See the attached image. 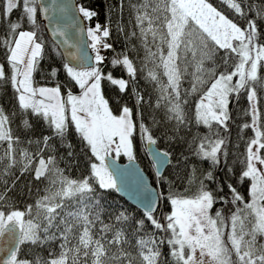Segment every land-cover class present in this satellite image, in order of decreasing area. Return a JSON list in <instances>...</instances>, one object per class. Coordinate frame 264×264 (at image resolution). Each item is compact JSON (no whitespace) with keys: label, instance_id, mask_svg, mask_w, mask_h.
Here are the masks:
<instances>
[{"label":"snow or ice","instance_id":"6c2138e0","mask_svg":"<svg viewBox=\"0 0 264 264\" xmlns=\"http://www.w3.org/2000/svg\"><path fill=\"white\" fill-rule=\"evenodd\" d=\"M122 3L120 0L121 11ZM220 5L224 10L210 0H142L132 5L146 51L144 61L156 63L158 60L157 67L162 66L167 77V83H163L154 70L147 72L146 78L155 83L159 93L155 104L151 105V100L146 101L139 89L133 59L126 50L116 52L107 42L112 33L110 25L99 22L86 29L94 57H87L76 45H73L76 51L67 52L65 57L56 46L64 59L62 67L68 82L78 86L80 94L74 95L69 88L65 96L64 85L59 83L52 87L36 86L33 74L39 70L46 44L38 18L43 14L51 23L53 17L49 13H66L68 5H57L56 0H52L51 5H45L43 0H0V30L3 31L0 84L11 85L15 100L10 108L0 104V145H7L0 154V264H264V117L258 107V90H264L261 75L264 43H260L264 37V0L258 3L220 0ZM14 11L19 12L15 20L11 19ZM76 11L83 20L98 15L83 5L77 6ZM22 22L30 27L24 29ZM79 31L84 29L79 28ZM149 34L156 46L155 52L148 45ZM52 35L63 37V43L69 44L66 27L59 23ZM135 35L132 32L126 39ZM102 50L115 53L111 65L113 68L122 66L127 79L103 72L100 65L106 57L101 54ZM219 50H224L225 70L217 74L216 68L204 65L206 61L214 64ZM188 54L196 61L195 72L191 88L182 95L181 83L187 67L182 70L178 61L186 60ZM232 54L237 62L228 71ZM89 59L93 62L88 63ZM57 71L52 68L51 76L55 77ZM205 73L212 79L196 102L194 120L196 125L208 128L209 133L192 138L191 154L209 162L212 169H226L224 176L217 177L209 170L191 197L172 192L165 195L145 186L141 191L147 195L138 198L142 209L140 218L119 206L107 204L103 193L110 190L119 193L122 187L115 162L109 163L106 157L112 152L119 157L123 152L130 162L134 160L133 136L137 131L157 162L156 175L162 183L166 179L161 168L171 163V154L152 150L157 139L145 123V104L164 109V119L172 122V128L164 125L163 135L175 139L176 133L191 122L185 113L188 101L184 97L201 92V86L208 83L202 78ZM104 80L118 86L121 93L129 94L130 89L133 106L124 104L120 115H114L102 89ZM242 93L249 104L245 115L251 116V123L242 124L240 131L250 128L254 135L246 141L239 181L250 179L251 200L243 209L237 207L228 218L220 210L213 216L210 214L213 206L218 202L229 203L228 195L232 204L244 201L229 182L232 177L228 173L233 171L228 164L229 141L226 135H221V132H229L231 99L239 98ZM134 109L138 120L133 119ZM69 115L86 154H91L88 174L79 179L66 176L57 162L61 147L67 149L70 160L74 159L71 141L64 143L69 131ZM14 121L25 136L34 131L39 121L47 125L48 132L28 140V144L35 146L33 151L21 149L17 147L21 136L13 132ZM159 123L153 117V124ZM214 125L216 131H212ZM179 164L177 161V166ZM25 174H30L37 183L46 181L47 185L43 195L21 210L10 202L9 194L15 191ZM213 183L216 187L210 188ZM225 187L228 194L222 195ZM163 200L169 202L171 211L158 218L155 213ZM163 245L168 247L170 259L163 258ZM32 246L47 251V257H22V248Z\"/></svg>","mask_w":264,"mask_h":264},{"label":"trees","instance_id":"16d2710c","mask_svg":"<svg viewBox=\"0 0 264 264\" xmlns=\"http://www.w3.org/2000/svg\"><path fill=\"white\" fill-rule=\"evenodd\" d=\"M77 6L83 5L90 10H93L98 13L96 17H93L91 20H84L86 27H95L96 23L99 22L101 25H110L112 33L108 38L107 42L113 45L116 52L127 51L130 55V58L133 59L134 64L137 68V82L139 89L142 94L145 95V100H151V105L155 104L156 98L158 96V91L156 85L153 81L147 79V72L149 70H154L159 76L160 80L163 83H167V80H164L165 75L164 69L162 66L157 67L158 60L156 63L151 61H144L146 55L144 43L140 37V29L136 26V12L132 8V5H138L142 0H123L122 11L120 9V0H75ZM214 6L218 8L223 7L220 5V0H210ZM259 2V0H255ZM225 14L229 13L225 11ZM19 16V12L14 11L12 13L11 19L15 20ZM231 18V16H230ZM39 19V18H38ZM41 23V21L39 20ZM23 28L27 29L28 26L26 23H23ZM145 27L147 25L145 24ZM42 32L41 35L45 40V53L44 58L41 60L39 65V70L33 74V80L36 86H55L57 83L64 85L62 88V93L66 96L67 90L71 88L73 94L79 93V87L75 86L73 83L68 82V77L66 72L63 70L62 64L64 60L60 54H58L57 47L48 37L42 23H41ZM122 28L123 31H118ZM135 32L136 35L130 39H126L127 36H131V33ZM3 35V31L0 30V36ZM89 42V39H88ZM147 42L149 47L153 52L156 51V46L152 43V36L149 34L147 37ZM90 43V42H89ZM159 43V39H157ZM260 43H264V37L261 38ZM164 53H167V46L164 45ZM60 53V52H59ZM102 55L106 57L103 64L100 67L103 69L105 74L111 72L114 78L123 77L127 79V73L122 66H117L113 68L111 65V60L115 53L112 50H102ZM224 56V50H219L215 56V63L206 61L205 68H216L217 74L220 71H224L222 58ZM199 57H197L198 59ZM0 62H3V56L0 54ZM237 62V57L235 54H232L228 60V71L232 70V66ZM195 63L191 57V54H188L187 59L183 61V69L187 67L182 83H181V93L183 95L185 90L191 88L193 82L192 73L195 72ZM58 69L55 77L51 76V69ZM261 75L264 76V72H261ZM204 80H211L212 78L205 73L202 77ZM236 78H234L235 80ZM202 90L196 94H189L185 99L188 103L184 106L185 113L191 121L186 127L181 131L176 133L175 139H169L163 135L165 130L164 125L168 129L172 128V122L166 121L164 119V109H156L149 104H145L144 107V120L148 124L153 132V135L157 139L156 147L162 151H167L171 154V163H169L163 171V176L166 179L161 182L160 178L155 174L154 167L152 162L149 160V157L145 151L144 142L140 139L139 132L137 131L133 136L134 144V157L135 160L139 163L141 168L149 175L151 182L157 187L159 192H163L167 195L169 192L174 194L191 197L194 196L199 188V181L203 178L204 174L209 170H213L214 174L217 177H223L224 170L212 169V166L207 161H201L199 158L191 154L192 148V138L197 136H203L209 133L208 128L204 125H196L194 120L195 115V105L199 100L200 95L203 94V91L206 90V84L201 86ZM102 89L105 95V98L109 101V106L113 111L114 115H120V109L124 104H127L129 107L133 106V101L129 99V94L131 90L129 89V94L121 93L118 89V86L112 85L108 80L102 81ZM258 107L264 117V90H258ZM15 103L13 98V89L10 84H0V104L4 105L6 108H10L12 104ZM249 109V104L245 94H241L239 98L233 97L231 103L229 104V111L232 116V120L229 122V132L223 133L221 135H226L229 141L228 144V164L233 169L231 173H228L232 179L229 181L234 187L237 188V191L244 197L243 202H237V204L230 203L231 196L228 195L229 203L218 202L213 206V209L210 211L211 215H215L217 210H220L225 218L231 216L233 212L236 211L237 207L243 209L244 204L250 202L251 197L249 195L248 189L250 187L251 181L248 178H245L241 183L239 181V176L244 165L241 161L244 159V153L246 148V141L249 140L253 135V131L250 128H246L243 131H240V126L244 123H251V116L245 115V112ZM153 117L156 121L161 123L153 124ZM133 119L138 120L139 117L136 115V110L134 109ZM13 132L16 135L21 136V143L17 146L18 148H28L29 151L34 150V145L28 144V140H35L39 138L41 133H47V125L43 121H39L34 125V131H30L28 136L23 135L18 129V122L14 121L12 124ZM212 131H216L215 125L213 126ZM171 136V132H169ZM68 141H71L72 150L74 151V159L70 160L67 157V149L61 147L58 156V165L60 168L65 170V175L72 179H79L82 175L88 174V157L90 153L86 154L78 134L75 132L74 126L70 122L69 117V131L66 135L65 144ZM7 147L6 144L0 145V154L3 153L4 149ZM264 154V150H262ZM112 155V154H110ZM113 156V155H112ZM185 158L187 161L185 162ZM94 159V158H93ZM125 158L123 155H120L117 160L124 161ZM177 161H180L179 166H177ZM193 168L195 172L193 173ZM16 175H20L18 170H14ZM31 181V183H29ZM207 183V181H206ZM27 185V187H26ZM47 185V182L37 183L32 181L30 174H25L21 177L18 182L14 192L10 193L11 197L10 202L14 203L21 210H24L27 204L34 203L38 196L44 194V189ZM210 188H215L216 184H210ZM223 194H228V188L225 187ZM104 200L107 204L112 205L113 207L119 206L121 209H126L134 217L140 218L142 212L121 198L117 192L110 190L103 193ZM171 211V205L167 200H163L156 210L155 215L158 218L163 217ZM150 230V229H147ZM229 231L228 228L225 229V233ZM264 242V240H262ZM133 254L136 255L135 251ZM161 252L164 254V259H170L167 257L168 247L166 245L161 246ZM22 257L33 259L35 256L47 257V251L37 249L35 246L32 247H23L21 251Z\"/></svg>","mask_w":264,"mask_h":264},{"label":"water","instance_id":"95a60500","mask_svg":"<svg viewBox=\"0 0 264 264\" xmlns=\"http://www.w3.org/2000/svg\"><path fill=\"white\" fill-rule=\"evenodd\" d=\"M43 3L45 5H51L52 0H43ZM56 4H67L68 11L63 14L59 11H56L55 13L50 12L49 16L53 17L51 23H49L48 20L44 19L43 14H41L39 17V20L41 21L50 40L53 42V44H55V46H59V52L63 53L65 57L67 56V52L76 51V47H73V45L78 46L80 52L86 55L87 57H93V52L89 46L88 37L86 35L85 21L76 11L77 4L75 0H56ZM57 23H59L61 27H66V31L68 33L69 38V44L65 45L63 43V37L52 35L53 29L56 27ZM79 28H83L84 31H79ZM92 62L93 61L89 59L88 63ZM73 63H75V61H73ZM151 148L153 151H162L157 148L156 145L151 146ZM145 151L149 157V160L153 164L154 172L156 174L157 162L154 161L153 157L149 154L148 148L145 147ZM106 160L109 163H112L114 161L115 168L119 170L118 181L121 183L122 191L117 194L121 198H123L124 201H126L128 204L142 212V209L138 204V198L147 195V193L141 191V189L146 186L153 192H159L157 187L151 182L149 175L145 172V170L141 168V166L135 159L131 162L128 158L124 161H119L112 155H109L106 157ZM168 164L162 166V173Z\"/></svg>","mask_w":264,"mask_h":264},{"label":"rangeland","instance_id":"374dc122","mask_svg":"<svg viewBox=\"0 0 264 264\" xmlns=\"http://www.w3.org/2000/svg\"><path fill=\"white\" fill-rule=\"evenodd\" d=\"M93 54H94V52H93ZM179 55L183 56V53H179ZM178 63L180 64V67L183 70V61L182 62L181 61H178ZM164 80H167V77L166 76H165ZM207 81H208V83H206V89H207V87L210 86L211 80H207ZM79 94L80 93H75L74 95H79ZM69 117H70V115H69ZM111 154L113 155L114 158L118 159V157L116 156L115 152H112ZM121 155H123L125 158H128L126 155L123 154V152H121Z\"/></svg>","mask_w":264,"mask_h":264}]
</instances>
